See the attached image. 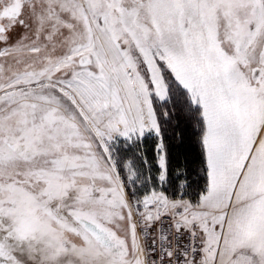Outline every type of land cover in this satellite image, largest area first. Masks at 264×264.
<instances>
[{"label":"snow or ice","instance_id":"6c2138e0","mask_svg":"<svg viewBox=\"0 0 264 264\" xmlns=\"http://www.w3.org/2000/svg\"><path fill=\"white\" fill-rule=\"evenodd\" d=\"M0 264H264V0H0Z\"/></svg>","mask_w":264,"mask_h":264},{"label":"trees","instance_id":"16d2710c","mask_svg":"<svg viewBox=\"0 0 264 264\" xmlns=\"http://www.w3.org/2000/svg\"><path fill=\"white\" fill-rule=\"evenodd\" d=\"M180 129H177V131H179ZM185 135H187V132L185 133ZM173 144L176 143V141H171ZM150 146V145H149ZM177 149H173V151H176ZM180 151H183V149L181 148ZM149 155H151V153H149Z\"/></svg>","mask_w":264,"mask_h":264}]
</instances>
